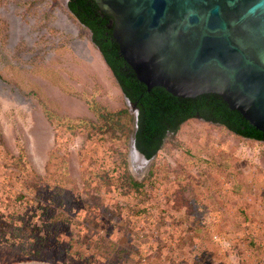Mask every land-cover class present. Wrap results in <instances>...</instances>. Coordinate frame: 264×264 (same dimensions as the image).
<instances>
[{"label": "rangeland", "instance_id": "374dc122", "mask_svg": "<svg viewBox=\"0 0 264 264\" xmlns=\"http://www.w3.org/2000/svg\"><path fill=\"white\" fill-rule=\"evenodd\" d=\"M65 4L0 0V264H264V144L189 119L134 172Z\"/></svg>", "mask_w": 264, "mask_h": 264}, {"label": "water", "instance_id": "95a60500", "mask_svg": "<svg viewBox=\"0 0 264 264\" xmlns=\"http://www.w3.org/2000/svg\"><path fill=\"white\" fill-rule=\"evenodd\" d=\"M132 113L140 172L197 117L264 142V0H66Z\"/></svg>", "mask_w": 264, "mask_h": 264}, {"label": "trees", "instance_id": "16d2710c", "mask_svg": "<svg viewBox=\"0 0 264 264\" xmlns=\"http://www.w3.org/2000/svg\"><path fill=\"white\" fill-rule=\"evenodd\" d=\"M65 5H66V4H65ZM66 9H67V7H66ZM67 11H68L69 14L75 19V17L71 14V12H70L68 9H67ZM75 20H76V19H75ZM76 21H77V20H76ZM77 22H78V21H77ZM78 24L81 25L79 22H78ZM81 26H82V25H81ZM82 27H83V26H82ZM83 28H84V27H83ZM91 44H92V43H91ZM92 45H93V44H92ZM93 46H94V45H93ZM94 48L97 50V48H96L95 46H94ZM97 51H98V50H97ZM98 53H99V51H98ZM99 55H100V53H99ZM100 57H101L103 63L105 64V66L107 67V69L109 70V72L111 73L110 69L108 68V66H107L106 63L104 62V60H103V58H102L101 55H100ZM111 76L113 77V79H114V81H115V83H116L118 89L120 90V87H119V85L117 84V82H116V80H115V78H114V76H113L112 73H111ZM120 93H121V90H120ZM121 94H122V93H121ZM189 119H198V120H200V121H202V122H204V123H208V124H212V125L220 126V127H223L224 129H226L228 132H230L231 134H233V135H235V136H238V137H240V138L247 139V140H252V141H255V142H260V143H263V144H264L263 141H259V140H255V139H252V138H247V137H243V136L237 135V134H235L234 132H232V131H230L229 129H227V128H226L225 126H223L222 124L215 123V122H210V121H208V120H204V119L197 118V117H185V118L181 119V120L176 124V127H175V129H174V133L178 130L179 126H180L182 123H184L185 121H187V120H189ZM163 142H164V141H163ZM163 142H162V144H163ZM162 144L158 147V149H156V150L154 151L152 158L155 156V154L157 153V151L161 148ZM128 185H129V187H131L133 190H138V189L141 187L139 184H136V183H134V182H131L130 180L128 181Z\"/></svg>", "mask_w": 264, "mask_h": 264}]
</instances>
